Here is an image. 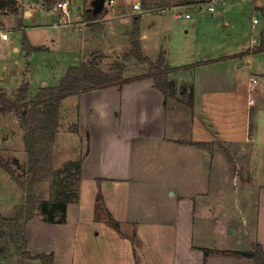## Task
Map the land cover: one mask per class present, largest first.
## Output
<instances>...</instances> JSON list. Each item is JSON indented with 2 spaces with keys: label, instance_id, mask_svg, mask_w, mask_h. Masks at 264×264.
Returning <instances> with one entry per match:
<instances>
[{
  "label": "crops",
  "instance_id": "obj_1",
  "mask_svg": "<svg viewBox=\"0 0 264 264\" xmlns=\"http://www.w3.org/2000/svg\"><path fill=\"white\" fill-rule=\"evenodd\" d=\"M111 1L97 19L91 20L100 21L101 27L82 26L73 32V38L63 36L57 42L62 50L57 56H72L70 63L56 64L32 79L29 68L39 64H31L28 59L46 49L33 44L28 32L44 25L38 24V18L30 27L23 21L32 19L37 11L53 13L43 0L31 2V7L29 0H24L29 8L20 18L18 30H23L33 51H23L19 36L14 41L13 50L22 56L26 53L29 66L11 90L2 87L0 76V88L7 98L26 82L32 100L41 88L57 86L68 68L93 58L108 73L113 71L112 66L104 61L110 60L113 67L124 64V78L147 73L146 64L123 60L131 49L132 17L140 15L143 54L155 61L162 52L167 65L177 68L169 74V80L193 95V106H186L179 95L165 99L151 79L90 90L63 100L62 105L71 101L70 108L76 111L75 130L67 129V134L77 139L76 160H81L79 202L66 206L63 224L45 222L36 212L23 229L26 250L31 257L52 255L53 264H76V259L83 264L84 244L91 241L106 245L109 257L101 261L106 264H255L247 257L225 252H248L258 244L264 253V48L258 50L264 46V8L257 0H240L252 5L247 36L233 19L224 20L217 28L197 29L201 16L195 18L188 9L193 0L178 5L150 0L148 7L141 5V14L133 9L130 12L121 1V5ZM232 6L228 1L223 4L221 16L227 18ZM178 9L193 18L175 20ZM258 9L263 18L254 14ZM210 15L218 13L215 10ZM10 24L0 20V30L17 29L8 27ZM56 27L62 29L61 33L66 28L59 23ZM11 34L7 40L0 38V47L7 44ZM125 46L126 54L111 56L120 54ZM49 77L52 85H48ZM34 80L41 85L33 91ZM74 110L68 109V113L73 115ZM60 129L59 122L54 147ZM9 141L0 137V145ZM67 145L64 141L60 144L63 148ZM18 188L19 199L12 203V214L0 213L3 218L13 217L21 204L24 191ZM86 188L91 197L87 210L83 206ZM47 199L48 195L42 200ZM199 207L203 209L201 220L204 211L207 214V242L199 236V230L195 233ZM217 211L223 214L220 228L224 238L214 237L216 230L212 234L208 231L219 227ZM87 222L93 223V230H87ZM167 241L171 242L169 255L164 252ZM204 249L213 252L205 256ZM21 261L41 264L38 259L22 257Z\"/></svg>",
  "mask_w": 264,
  "mask_h": 264
},
{
  "label": "trees",
  "instance_id": "obj_2",
  "mask_svg": "<svg viewBox=\"0 0 264 264\" xmlns=\"http://www.w3.org/2000/svg\"><path fill=\"white\" fill-rule=\"evenodd\" d=\"M89 3L85 11L86 20L97 19L105 8L99 13H93L91 2L93 0H82ZM47 9L57 0H43ZM16 0H0V10L10 8L12 12L17 9ZM139 18L133 17V28L129 34L131 49L125 56L126 60L135 59L139 64H146L148 71L145 74L124 78V64H116L114 73L104 72L99 68L96 58L78 67L67 69L64 77L55 87H43L38 94L29 100V87L23 82L16 90L13 98H7L0 88V112L13 113L19 122L26 160L23 168L24 181H20L10 165L0 154V168L3 169L11 180L24 191L22 202L15 208V214L11 218H3L0 215L1 227H11L14 241L20 245L21 256L27 259H38L41 264H53L52 255L40 254L31 257L28 253L27 243L23 235V229L27 221L39 212L42 220L48 223L63 224L66 222L65 212L68 204L79 202L81 183V160L64 162L63 167H53L54 143L56 133L61 120L62 101L71 96H78L90 90H100L110 87H122L128 83L151 79L154 87L167 98H176L179 95L189 108L193 106V95L186 93L185 87H179L169 80V74L177 68L167 65L162 52L155 61L147 58L139 43ZM264 45V32L262 34ZM23 50L27 53L33 51L27 38L22 41ZM264 46L259 48L261 51ZM256 49V51L258 52ZM184 96V99H183ZM75 130V126H74ZM73 130V131H74ZM43 184L49 185V197L42 200L39 188ZM10 225H9V224ZM115 225V224H114ZM212 250H205V256ZM251 259L255 264H264V253L258 244L248 252H225Z\"/></svg>",
  "mask_w": 264,
  "mask_h": 264
},
{
  "label": "rangeland",
  "instance_id": "obj_3",
  "mask_svg": "<svg viewBox=\"0 0 264 264\" xmlns=\"http://www.w3.org/2000/svg\"><path fill=\"white\" fill-rule=\"evenodd\" d=\"M35 1L37 0H29L28 6L31 7V2L33 3ZM59 1L61 0H57V2ZM68 1H69V11H70L68 17L63 18L64 15L55 9V5L57 3L56 2L52 6H50L49 9H47L49 12H52L53 14L49 15L46 10H42L41 12L37 11L35 15L32 17V19L24 18L23 23L26 27L32 26L34 24L32 20H34L35 18L39 19V20L37 19L38 24H41L42 26L44 25V27L42 28L33 29L28 32L30 33V40L33 44L37 46L45 47L46 49V52H43V51H41V53L38 52L35 55V57H32L30 60L28 59V61L31 64H33L34 62H37L39 64V65H31L29 68L31 72L29 77H31L32 79H36V77L39 74L47 73L49 69H52V66L54 67L57 65L62 66L65 63L67 64L70 63L71 61L70 57L72 56L70 57L62 56V55H60V57L57 56L62 52V50L59 49V44L57 42L60 41V39H63L62 38L63 36H68V37L73 38L74 37L73 32L74 33L78 32L75 30V28H77L79 24H82V26L85 29L91 26H96V27L102 26L100 25L101 24L100 21L95 22L91 20H86L84 18L85 11L87 8H89V3H84L82 2V0H68ZM138 1L144 8V7H148L147 3H149L150 0H117V5H118V2H120V5L121 4L122 6L124 5V7L131 12V10L133 9L132 6ZM154 1H158V0H154ZM165 1H170L171 3H173L172 5H178L186 0H165ZM201 1L205 2L208 0H193L188 3V5L190 6V8L188 9H191L190 11L194 12L195 18H197L198 16H201V18L197 20V23L200 24V27L197 29H202V28H206L207 26H213V25L217 28V26L218 27L221 26L220 23H222L224 20L226 21V19H230V20L233 19L235 26L242 28L245 31L246 35L248 36L249 29H246V28L251 22V12H252L251 3L245 4V3H242L240 0H214L215 10L218 13V15L211 16L206 11H202L201 9L196 8L197 7L196 5L201 3ZM227 1L229 2V4L233 6L230 9L229 14L227 15V18H225V15L221 16L220 10L224 9L223 4H225ZM16 2H17V7H16L17 11L15 13H12L10 8H4L3 11L1 12L3 16L2 15L0 16L1 21L4 20L5 23H8V24L11 23L10 26L8 27L17 28V29H13L10 31L5 30L6 28H4V30H0L2 33L6 32L8 36L12 32L10 36V40L7 42V44L0 47V76L2 77L1 79H3L1 80V84H2V87H4L6 90H11V88L13 87L14 84L17 83V81H21L23 72H26L25 69H27L29 66V63H27V60H25L24 58V55L26 57V53L22 56V54L20 55V52H16L13 50V45H14L13 43L14 41L18 40V36L20 37L21 44H22L23 30H18V27H20L21 25V22H19V20L23 16L24 11L28 10L29 8L28 6L24 4V0H16ZM159 2L161 3V0H159L158 3ZM233 2H238V3L234 4ZM257 3H260L261 7L264 8V0H257ZM108 4L109 2L108 0H106L104 4L105 5L104 8H106ZM181 10L185 11L183 9ZM254 12H255L254 14L257 15V17L263 18L262 12L259 9L255 10ZM170 13L172 15L174 11L173 12L170 11ZM4 14L6 15L11 14L12 17L10 16L5 17ZM13 15L16 17H14ZM59 18L60 20H62L61 23H60ZM74 18H77V19H74ZM192 18L193 17L191 15V19ZM14 19L15 20L17 19V21H14ZM63 19L65 20L63 21ZM58 23L66 26V28H64L65 30H63L64 33H61L62 31H59V30H62L61 28L58 29V27H56V24ZM179 30L180 29H178V31ZM65 44L62 42L63 48H65ZM53 47L55 48L53 49ZM53 50L54 51L57 50V51L54 52ZM126 51H128L127 47L122 52H120V54L111 55V56L121 57L119 55L124 54ZM123 60L127 61L126 58L124 57H123ZM111 63L112 62L110 60H106L103 62V64H109L110 67L112 66L111 70L113 71L111 72L109 71V72L114 73L116 72V70H115V67H113ZM34 66H36L35 70L33 69ZM33 84H35L32 89L33 91L34 89H36L37 86L41 85V83H37V82L35 83V80ZM52 84H53L52 78L49 77L48 85H52ZM13 96L14 94L12 95V97H9V99L13 98ZM70 106H72L71 101L66 102L65 105H61L62 107L61 120H60L61 129L59 130V134L57 135L58 139L56 141V147L54 148V155H53V167L54 168L59 167L60 164L61 166L59 168L63 167L65 161H69L73 159L76 160V157L78 156V153H79V149L77 147L78 146L77 139L75 138L74 135L67 134V129L72 130L76 124V117H75L76 111L70 108ZM68 109H70L71 112L74 110L73 115H70L68 113ZM0 129H1L0 137H3L4 141L10 140L8 143L6 144L2 143L0 145V154L7 162L10 163L17 178L20 181H24L22 170L24 168L26 155L24 154V147H23V141H22L23 133L21 129L19 128V122L13 113H0ZM67 138H70L71 140H68ZM63 141L68 144L65 148L62 147L64 145L60 146V144ZM88 188H86V192L84 193V198H83V206L85 205L84 208H86V210L89 208L90 199H91V197L89 196V192L87 190ZM231 189H233V187ZM19 190L20 189L18 188V186L15 183H12L10 176L3 169L0 168V213L2 215L8 216L12 214L11 212L14 206V204L12 203H14L15 201L19 199V194H18L20 192ZM47 195L49 197V185L43 184L39 188L38 196L44 199L47 197ZM97 197L99 198L100 196H97ZM201 210L203 209L199 207V210H197L196 212L195 233H196V230H199V236L202 235L203 240L207 242V214H206V211H204L205 218H204V221L201 220L203 218V211ZM96 214L97 216H100L99 208H97ZM216 219L218 221L219 227H214L213 229L208 228V231L210 234H212V231L216 230L217 232L213 234L214 237H221L222 236L221 234H224V230L223 228H220L223 222V214L220 211H217ZM1 222L2 221L0 220V224H2ZM84 226L87 228V230L90 231V230H93L94 225L92 222H87L84 224ZM230 231L231 230H228V233ZM228 237H231V236H228ZM88 238L91 239V236H89ZM221 238H224V237H221ZM221 238H219V240ZM84 245L86 246H85V249L83 247V256L85 255L83 264H100V263L106 264L104 262H101L102 260H105L109 257L108 251H105L104 249V247L106 246L104 243L93 244L90 241ZM205 245H207V243ZM19 247L20 245H18L14 241L11 227L9 226L1 227L0 226V262L3 264H22L23 263L21 261L22 256H21ZM170 247H171V242L167 241L164 246V252L168 253L170 251ZM101 249L103 250L101 251ZM77 252H78V256L80 257L82 254L81 247H79V251L77 250ZM110 256H112L111 253H110ZM75 261H77L75 262L76 264H79L77 259Z\"/></svg>",
  "mask_w": 264,
  "mask_h": 264
},
{
  "label": "built area",
  "instance_id": "obj_4",
  "mask_svg": "<svg viewBox=\"0 0 264 264\" xmlns=\"http://www.w3.org/2000/svg\"><path fill=\"white\" fill-rule=\"evenodd\" d=\"M108 2L111 3L112 1L108 0ZM196 6H197L196 8H199L202 11H206L209 14H213L215 12V2H214V0H208V1H205V2L201 1V3H199ZM132 8H133L134 11L139 12V14L142 13L141 4H140L139 1L137 3H135L132 6ZM55 9L64 15L63 18L68 17L69 16V12H70L69 11V1L68 0H61V1L57 2L56 5H55ZM174 18L177 21H185V20L191 19V14L188 13V12L182 11L181 9H178L174 13ZM64 20L65 19H63V21ZM253 23L254 24L257 23V20H253ZM81 28H82V24H79V26H77V28H75V30L79 31ZM0 38H1V40H7L8 34L6 32H4V33L1 32L0 33ZM250 80H251V82H255V79L253 77H251ZM250 102L252 103V101H250Z\"/></svg>",
  "mask_w": 264,
  "mask_h": 264
},
{
  "label": "water",
  "instance_id": "obj_5",
  "mask_svg": "<svg viewBox=\"0 0 264 264\" xmlns=\"http://www.w3.org/2000/svg\"><path fill=\"white\" fill-rule=\"evenodd\" d=\"M105 4V0H93L91 2L93 13H99Z\"/></svg>",
  "mask_w": 264,
  "mask_h": 264
}]
</instances>
